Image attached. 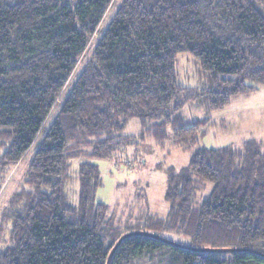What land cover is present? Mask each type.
I'll list each match as a JSON object with an SVG mask.
<instances>
[{"label": "trees", "instance_id": "trees-1", "mask_svg": "<svg viewBox=\"0 0 264 264\" xmlns=\"http://www.w3.org/2000/svg\"><path fill=\"white\" fill-rule=\"evenodd\" d=\"M116 1L0 0V186L41 139L2 212L0 264H107L127 234L110 264L156 252L168 257L152 264H264V144L196 147L209 120L182 113L190 100L219 110L264 85L263 0ZM183 52L197 60L198 88L178 83ZM136 115L140 135L122 134ZM146 138L190 161L167 170L166 216L122 217L98 200L95 159Z\"/></svg>", "mask_w": 264, "mask_h": 264}, {"label": "rangeland", "instance_id": "rangeland-1", "mask_svg": "<svg viewBox=\"0 0 264 264\" xmlns=\"http://www.w3.org/2000/svg\"><path fill=\"white\" fill-rule=\"evenodd\" d=\"M121 0H117L116 3ZM115 3V4H116ZM113 8L108 11L101 25V30L110 20ZM264 11V0L261 4ZM99 35V33H98ZM96 41V39H95ZM178 83L187 88H198L203 83V76L196 58L188 52L178 55ZM81 69L78 67L77 71ZM56 109V108H55ZM56 113V110L54 112ZM182 113L189 121L208 118L196 147L219 148L225 146H241L247 140H257L264 144V85L249 95L235 97L230 104L219 110H210L204 97L188 101ZM142 125L139 115L133 117L122 131V134L139 136ZM170 137L173 134L169 129ZM37 138L23 159L10 168L8 177L0 186V219L11 195L18 190L24 181L28 165L39 146ZM129 152V153H127ZM125 155V156H124ZM191 153L181 148L166 145L159 146L153 138H146L137 145L129 147L117 159H95L100 165L103 183L99 188L98 200L115 205L118 215L125 217L130 210L138 213L149 210L161 216H166L170 203L165 198L168 184L167 170L170 167L177 171L188 165ZM77 162L74 163L76 169ZM72 181L69 183L71 198L76 199L78 182L72 169ZM2 238H8L3 234ZM171 240L187 242L186 237L179 234H168ZM168 257L167 252H156L153 256L147 254L145 260L137 259V264L144 261L147 264L161 262Z\"/></svg>", "mask_w": 264, "mask_h": 264}, {"label": "water", "instance_id": "water-1", "mask_svg": "<svg viewBox=\"0 0 264 264\" xmlns=\"http://www.w3.org/2000/svg\"><path fill=\"white\" fill-rule=\"evenodd\" d=\"M128 235V234H127ZM127 235H124L119 241H118V243L115 245V247L113 248V250H112V252H111V254H110V256H109V258H108V262H107V264H110V262H111V258H112V256H113V253L115 252V250L117 249V247L120 245V243H121V241L123 240V238H125ZM155 237H159L158 235H155V234H153ZM164 240H167V239H165V238H163ZM169 243H172V244H174L175 242H173V241H171V240H167ZM210 250V249H209ZM214 250V249H213ZM220 251H223V252H225V251H231V249H220Z\"/></svg>", "mask_w": 264, "mask_h": 264}]
</instances>
